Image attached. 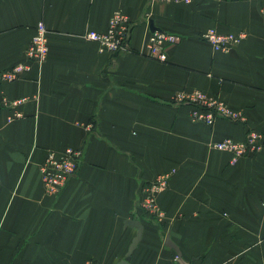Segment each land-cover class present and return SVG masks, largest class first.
<instances>
[{
  "label": "crops",
  "instance_id": "crops-1",
  "mask_svg": "<svg viewBox=\"0 0 264 264\" xmlns=\"http://www.w3.org/2000/svg\"><path fill=\"white\" fill-rule=\"evenodd\" d=\"M264 0H0V70L27 60L39 23L49 54L19 80L0 82V264H118L138 229L129 264H264V149L231 164L214 144L264 135ZM120 11L128 47L106 51L88 40ZM155 29L179 41L166 61L147 55ZM246 32L229 53L201 35ZM201 91L245 116L212 126L175 104ZM9 101L27 98L8 123ZM83 152L58 196L45 193L49 152ZM171 172L155 214L141 207L142 185ZM179 247L166 246L167 237Z\"/></svg>",
  "mask_w": 264,
  "mask_h": 264
},
{
  "label": "built area",
  "instance_id": "built-area-1",
  "mask_svg": "<svg viewBox=\"0 0 264 264\" xmlns=\"http://www.w3.org/2000/svg\"><path fill=\"white\" fill-rule=\"evenodd\" d=\"M152 3H176L190 4L192 0H150ZM264 13V8H263ZM131 22L122 12L117 11L106 31H89L85 37L88 40L98 42L110 53L125 51L131 36ZM202 39L208 42L215 51L229 53L247 37V33L223 34L216 28H210L201 35ZM179 39L165 31L155 30L150 33L147 44V55L159 61H166V48L175 44ZM49 54L48 29L45 23H39L35 28L27 50L25 62L18 63L9 69L0 70V82H13L19 80L25 73L32 69L33 65L42 66ZM27 98L9 101L2 98V104L9 109L6 120L8 123L24 118L20 106L27 102ZM175 104H186L192 109L191 118L195 121L212 126L218 119L231 120L235 123L245 122V116L232 110L224 101L217 97L206 95L201 91L182 92L176 95ZM219 151L229 152L233 155L231 164L238 159L260 153L264 149V135L254 130H248L243 141H236L231 138L221 140L214 144ZM83 152L77 149L68 148L63 152L51 151L48 153L44 163L41 165V174L45 193L49 196L59 195L68 183L77 176ZM172 173H164L157 177L154 182L142 185L140 188L143 206L155 214H162L158 207L157 194L164 190L171 178ZM87 264H101L89 262ZM194 264H204L197 260Z\"/></svg>",
  "mask_w": 264,
  "mask_h": 264
},
{
  "label": "water",
  "instance_id": "water-1",
  "mask_svg": "<svg viewBox=\"0 0 264 264\" xmlns=\"http://www.w3.org/2000/svg\"><path fill=\"white\" fill-rule=\"evenodd\" d=\"M150 26H151V30L152 31L157 30V29H155V27L153 25V21H150ZM126 225H129V226L137 228L138 232H137L136 238L133 240V243H132V245L129 248V251H128L125 259L122 262L118 263V264H129L130 263L131 254L135 250L139 240L141 239V235H142V226L140 225V223L138 221L128 220V221H126ZM166 246H168L170 249L175 250L178 253V255H179V260L181 261V258H180L181 252L179 250V247L170 239L169 236L166 239Z\"/></svg>",
  "mask_w": 264,
  "mask_h": 264
},
{
  "label": "rangeland",
  "instance_id": "rangeland-1",
  "mask_svg": "<svg viewBox=\"0 0 264 264\" xmlns=\"http://www.w3.org/2000/svg\"><path fill=\"white\" fill-rule=\"evenodd\" d=\"M230 108H231V107H230ZM231 109H232V108H231ZM232 110H233V109H232ZM234 111H235V110H234ZM237 112H238V111H237ZM63 190H64V189H63ZM63 190H62V191H63ZM57 196H58V195H57ZM142 200H143V199L141 198L140 204H141V207H144V206H143L144 201H142ZM93 262H94V261H93Z\"/></svg>",
  "mask_w": 264,
  "mask_h": 264
}]
</instances>
